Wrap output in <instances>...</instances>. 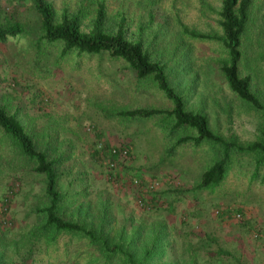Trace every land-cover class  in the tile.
<instances>
[{"label": "rangeland", "instance_id": "rangeland-1", "mask_svg": "<svg viewBox=\"0 0 264 264\" xmlns=\"http://www.w3.org/2000/svg\"><path fill=\"white\" fill-rule=\"evenodd\" d=\"M46 1L55 21L63 9L79 11L84 30L98 1L105 4L109 31L125 15L126 36L154 48L153 59L166 64L169 81L186 96L188 108L200 110L226 138L257 139L259 115L216 74L220 46L179 35V22L219 34L221 0ZM1 18L25 23L29 36L0 42V104L16 115L37 148L56 160L63 218L100 224L104 233L122 239L140 264H264L263 171L252 178L248 159L235 158L219 186L196 189L218 156L216 148L182 145L170 152L179 133L170 136L157 119L111 117L120 109L171 107L159 93L139 88L124 62L105 55L61 58L57 46H37L39 20L29 0H0ZM243 47L240 73L251 75L253 90L264 98V0L252 2ZM119 145L129 147V157L109 171L102 156ZM32 167L0 128V264H97V251L86 238L60 234L53 244L42 238L31 242L27 232L38 219L34 209L45 201L44 177ZM167 176L180 185L165 181L155 193L143 192L146 179ZM133 177L142 187L130 183ZM158 192L157 209L139 206V198L149 200ZM228 208L241 217L225 215ZM65 243L71 246L66 249ZM144 249L152 255L143 258Z\"/></svg>", "mask_w": 264, "mask_h": 264}, {"label": "trees", "instance_id": "trees-1", "mask_svg": "<svg viewBox=\"0 0 264 264\" xmlns=\"http://www.w3.org/2000/svg\"><path fill=\"white\" fill-rule=\"evenodd\" d=\"M29 1L39 20L37 46L40 44L57 46L61 58L74 56L79 59L105 55L112 61L124 62L135 76L139 88L159 93L171 105L169 109L158 107L120 109L112 112V118L121 121L157 119L170 136L179 133L174 143L170 145V152L182 145L198 147L208 144L217 149V158L201 173L196 189H214L219 186L235 158L248 159L251 163L252 178L258 177L263 171L264 181V98L253 90L251 75L240 73L244 58V37L253 0H221L217 12L219 34L198 32L181 22L178 29L179 35L183 38L209 44L217 43L220 46L222 55L213 61L216 74L224 80L232 95L244 106L256 112L262 122L257 139L248 143L226 138L214 131L200 110L187 107L186 96L177 91L169 81L166 64L153 59L154 48L144 47L139 40H132L126 36L125 15L119 18L114 31H109L105 4L98 1L90 26L84 30L79 11L70 13L63 9L58 21H55L49 2ZM27 36L29 31L25 23L10 18L0 19V42L9 37L14 39ZM0 128L9 135L19 153L33 164V172L44 177L45 201L34 209L38 219L27 232L32 243L40 242L42 238L45 244H53L60 234H67L86 238L89 247L97 251L93 258L97 264H114L115 261H120L121 264L141 263L122 239L112 237L108 232L104 233L100 224L86 226L82 222L65 219L58 213L62 199L58 191L59 174L55 168L56 160L49 157L46 151L37 148L32 136L27 133L16 115L8 113L1 104ZM159 193L152 194L149 200L143 196L140 199L145 200L143 204L152 203L155 210L159 206ZM156 243L155 241L154 244ZM70 246L69 243H65L64 248L68 249ZM74 246L78 247L79 244ZM144 255L143 258L152 255L151 250L144 249Z\"/></svg>", "mask_w": 264, "mask_h": 264}, {"label": "built area", "instance_id": "built-area-1", "mask_svg": "<svg viewBox=\"0 0 264 264\" xmlns=\"http://www.w3.org/2000/svg\"><path fill=\"white\" fill-rule=\"evenodd\" d=\"M129 154H130V149L128 146H126V145L113 146V147L109 148L108 155L106 157L102 156L103 157L102 162L106 166L107 170L113 171L116 168L117 160L126 159L129 157ZM165 181L170 182L173 186L180 185L179 180H175L173 177L167 176L163 180L146 179L144 184H143L144 186L142 189H143V191H147V192L157 191L162 184L166 183ZM130 183L135 187H138V188L142 187L141 186L142 181L140 180V178L133 177L130 179ZM7 200H8V198L5 199V201H7ZM144 201L145 200H141L139 198L138 199L139 206L142 208L145 207L146 211H153L155 208L154 205L152 203L143 204ZM217 213H219V211H217ZM224 213H225V215H231V216L235 217L236 219H239L241 217V214L239 212L233 210L232 208L225 209Z\"/></svg>", "mask_w": 264, "mask_h": 264}, {"label": "crops", "instance_id": "crops-1", "mask_svg": "<svg viewBox=\"0 0 264 264\" xmlns=\"http://www.w3.org/2000/svg\"><path fill=\"white\" fill-rule=\"evenodd\" d=\"M126 181H127V178H124V179L120 182V184H121V183L124 184V182H126ZM162 186H163V185H161L159 189H161ZM166 186H167V185H166Z\"/></svg>", "mask_w": 264, "mask_h": 264}]
</instances>
